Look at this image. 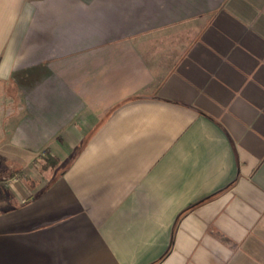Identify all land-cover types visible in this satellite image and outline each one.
Segmentation results:
<instances>
[{"label":"crops","instance_id":"0c3cea01","mask_svg":"<svg viewBox=\"0 0 264 264\" xmlns=\"http://www.w3.org/2000/svg\"><path fill=\"white\" fill-rule=\"evenodd\" d=\"M185 8L0 0V264H264V0Z\"/></svg>","mask_w":264,"mask_h":264},{"label":"rangeland","instance_id":"374dc122","mask_svg":"<svg viewBox=\"0 0 264 264\" xmlns=\"http://www.w3.org/2000/svg\"><path fill=\"white\" fill-rule=\"evenodd\" d=\"M173 2L175 4H180V3L184 4V8L189 7L188 9L185 8L186 11H184V12L180 11L179 14L176 13V17L174 18V20H180L178 22L181 23L182 21H188V20H189V22L193 21L192 19L198 14L196 6H198V5L200 7L202 5L211 6V5H215L219 2H221V0H173ZM160 34H164V31L160 32ZM158 35H159V33H158ZM9 110H11V108ZM5 112H7V110Z\"/></svg>","mask_w":264,"mask_h":264},{"label":"trees","instance_id":"16d2710c","mask_svg":"<svg viewBox=\"0 0 264 264\" xmlns=\"http://www.w3.org/2000/svg\"><path fill=\"white\" fill-rule=\"evenodd\" d=\"M58 158L55 157V156H52V155H47L45 160H44V163L42 164V167L44 169H48L54 165H56L58 163Z\"/></svg>","mask_w":264,"mask_h":264},{"label":"built area","instance_id":"2783aa9c","mask_svg":"<svg viewBox=\"0 0 264 264\" xmlns=\"http://www.w3.org/2000/svg\"><path fill=\"white\" fill-rule=\"evenodd\" d=\"M16 179H17V177H13L12 179H9L7 182H9V183L11 182V183H12V182L15 181Z\"/></svg>","mask_w":264,"mask_h":264}]
</instances>
